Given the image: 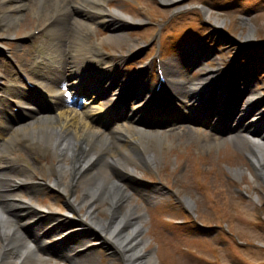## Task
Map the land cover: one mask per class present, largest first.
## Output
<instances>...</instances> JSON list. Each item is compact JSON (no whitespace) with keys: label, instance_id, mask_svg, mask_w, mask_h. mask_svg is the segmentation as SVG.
I'll list each match as a JSON object with an SVG mask.
<instances>
[{"label":"bare ground","instance_id":"obj_1","mask_svg":"<svg viewBox=\"0 0 264 264\" xmlns=\"http://www.w3.org/2000/svg\"><path fill=\"white\" fill-rule=\"evenodd\" d=\"M30 1L33 10L32 16L36 17L40 15L42 20H44V13L47 11L51 10V15L54 11H58V18L49 27V31H52L56 38L61 34H63V37L68 34L72 39L80 40L83 30L79 29L82 26L90 24L84 22L78 17L79 15L90 18L92 22L103 23L109 26V34L105 37V40L114 42L126 41L124 38L125 32L124 29H121L122 25L120 23L124 17L120 16L118 9L107 11L105 0ZM72 1H77V4L72 5ZM23 5L22 0H0V24L3 26L0 30L6 29L10 32V28L15 27L26 18L27 15H23L20 12L23 9ZM39 7L43 8V14H40ZM90 9L95 10V13L94 11H90ZM68 11L70 18L66 19L65 16L68 14ZM72 13H75V16H72ZM248 27L249 29L244 35L245 39L253 37L252 25ZM64 44V42L61 43L60 41L55 43L58 48L62 46V50L64 49ZM84 52L86 53L82 47H74L73 52L69 55V58L72 59L70 63L71 70L73 69L74 71L78 65L73 61L87 65L88 61L85 59L86 55ZM166 71L173 84L175 83L180 88H186L189 97L198 96L202 101L207 96L215 100L220 99L219 102L213 103L212 111L214 115H216L215 111L223 109L222 105L225 101L217 96H215L217 98H214L211 91L212 81L206 84L204 81H198L184 85L175 77V68L166 66ZM252 102L256 105H261L264 101L254 96L246 97L242 106L238 108L237 116L232 117V119L245 122L251 127L260 124L255 123L256 120L264 123L263 109L251 105L244 107L249 105V103L252 104ZM243 112H246V116H242ZM120 131H125L126 136H119ZM110 132L111 135L109 132L106 134L100 133L95 130L86 118L76 116L74 113H63L52 117H34L25 125L15 129L12 135H7L6 142L10 141L12 143L18 141L22 147H26L27 145V150L32 145L29 153L30 156L39 150L40 147L45 152L50 151L53 158H57L58 161L55 166L54 161L47 164L46 178L43 179H47L48 184L58 189L61 194L64 193L72 209L84 210L83 215L88 217L90 228L92 227L94 230L93 234L99 235L96 231H103L115 241L122 264H154L152 251L144 248L146 239L143 236V220H145V217L142 207L138 205L133 196L131 197L132 193L136 194V188H127V180L124 179L123 181V175L119 174L116 168L121 167L122 169H126L129 163H131V167H135L133 165L138 163V161H142V157H138V151L141 148H144L145 152L154 160L155 157L151 153L172 142H169L163 135H157L156 132L139 128L136 124H132L126 129L117 127L116 130ZM17 133L20 134L21 138L15 136ZM3 135L5 134H1V136ZM22 138H27V140H23ZM232 139L256 163L259 158L262 159V165L260 167L254 165V169L264 176V141L254 140L252 133L249 131L233 136ZM208 141L207 139L204 140L201 146L209 149L212 144H216L214 142L209 143ZM33 143H37L38 145ZM50 146L56 147L55 150L46 148ZM4 149L0 142V152L7 154L9 150L6 149V153H4ZM153 160H151L152 165L154 163ZM5 162L2 159V164L5 166L0 168V187H5L7 190L0 192V197L10 196L14 200L9 203L0 201V238L4 240L2 243L5 244L3 246L5 248L4 252H1L4 249L2 246L0 247V264H50L33 254L35 248H33V251L31 250L35 241L40 242L42 236L40 231L46 227H37L36 230L38 232L35 233L34 240L29 236L26 237L22 231L24 230L23 226L25 224L28 225L30 222L28 219H33L36 214L32 211L28 216H24L22 212L30 207L26 201L22 202L20 193L27 190L30 195H33V193L36 194L42 191L45 185H42L41 178H37L34 174L33 176L29 175L26 169L20 170V166L13 165L8 171ZM33 170H36V167ZM37 170L41 175H44L42 170ZM234 173L238 174L240 170H234ZM78 188L80 195L77 194ZM143 191L149 193V197L148 195L144 197L146 201L149 198L152 202H158L160 195H162L160 192H154V196H152L150 195V189H138V193H142ZM30 198L28 197V199ZM184 200L185 202L188 201L186 198ZM190 203L192 201H188L189 205ZM23 204L27 206L22 207ZM74 241L76 246L72 250L83 245L79 243V241L83 240L74 238ZM55 244L57 243L55 242ZM58 251L60 250L57 249V255L60 256L61 252L58 253ZM72 252L74 253L69 254V261L75 264L92 263L91 260L94 256L90 253L89 248L81 253ZM113 254L116 255L114 252ZM118 255L116 256L118 257Z\"/></svg>","mask_w":264,"mask_h":264},{"label":"rangeland","instance_id":"obj_2","mask_svg":"<svg viewBox=\"0 0 264 264\" xmlns=\"http://www.w3.org/2000/svg\"><path fill=\"white\" fill-rule=\"evenodd\" d=\"M166 14H167V12H165V15ZM252 18L254 21V24H252L253 37H257V38L264 37V12H261V13L257 14L255 17H251L250 19H252ZM238 27L240 28L239 32L242 34L247 33V30L249 29L248 26L241 24V21H240V24L238 25ZM26 28H29V27H26ZM227 28H228V30H230V32H234L233 25H228ZM125 48H127V47H125ZM187 145H188V141L185 143L179 144L178 147L177 146L175 147V151L172 152V154L170 156H173V155L175 156V155L180 154L181 152L179 153V150L183 151ZM223 146H225L226 150L228 149V143H225ZM184 154L185 153L183 152V155ZM183 155H181L180 157H179V155L177 156V164H178V158L183 159L182 158ZM171 160H172V158H171ZM247 162L244 160H241V162L239 163V164L242 163L241 166L243 164L246 165V166L241 167L244 171L243 176H242L243 181L247 185L248 190L253 192L254 195H256V194L260 195V193L263 191L264 183L258 181V176L253 172V169L250 166L249 162L248 163ZM184 166H185V164H184V162H182L180 164V167H179L177 173H175V174L173 172L169 173L170 169H172L174 167L173 161H172V164L170 165L169 168L166 166V168L168 169L166 177L170 176L169 183L174 185V187H173L174 190H172L173 193L176 194L175 188L178 189L181 187L180 193L178 194L179 196L191 197L190 198L191 201L198 203L199 200L197 201V198L199 197V195L197 193V190H195L193 184L191 183L192 182L191 180L189 181L190 185L188 184L187 181L189 179V173H188V175H184L183 172L186 169ZM229 168H231V167H229ZM220 169H221L220 175H223V174L228 175V173L221 166H220ZM230 171H231V169H229V172ZM249 172L252 175L251 177L249 176ZM229 174L231 175V172ZM185 179H186V182L181 183L182 180H185ZM226 179H227L228 183H229V180H232L231 178H229V176ZM227 191L228 192L231 191L230 186L227 189ZM213 202H214V200H211L209 203H213ZM198 206L201 207V205H198ZM254 206L255 205L244 207L246 209V212L250 211V209L252 210V215H251L252 218L248 217V219H246V215L233 213L232 211H228L225 209H222V210L224 212H231V214H228V215H234V218L242 217L241 223L246 225V226L250 225V226L255 227V228H264V220L262 218H260L259 216H257V213L255 212V209H254L255 208ZM163 210L165 212H170L171 210H172L171 212H174V213L177 212V210L175 208L171 209L170 211L168 210V208H164ZM193 210L196 213L195 205L193 206ZM200 211H201V209L198 210L197 212H200ZM260 211H264V209H262V210L260 209ZM104 215H105V213H104ZM104 215H102V216H104ZM200 217L205 218L206 220H204V221L211 223V224H214L212 222L217 221L216 214L211 212V211H205L204 210V212L201 213ZM220 220H221V225L220 224L215 225L217 232H220V231L223 232L222 238L219 239L218 241L221 244L227 245L228 247H230L233 250H236V248L238 250V248L240 247V249L238 251H239L241 256H244V258L241 259V258H238L237 256L235 258V256H233L231 254V252H229V251H224V253L219 254L215 248L214 249L212 248L211 249L212 258H210L207 261L211 264L217 263L218 262V255H220V258H221V261L223 262V264H241L240 263L241 261L246 262L247 264H264V251H262V250L260 251L258 249L253 250V247L243 248L240 245V244H243L245 246H250V245L257 246L256 244H259V245L264 244V241L258 240V239L264 240V232L254 230V231H249L250 232L249 233L247 231V229L244 227L233 226L227 217L222 216L220 218ZM237 224H239V223H237ZM171 228L174 230V235L176 236V238L183 239V240H188V238H189L190 242H192V232H191V229L189 228V225H183V226L172 225ZM145 231H144V235L147 233ZM196 231L198 233H202V231L199 229H197ZM252 233L257 234V236H259V238L258 239L254 238L255 235H253ZM249 238H251V239H249ZM263 247H260V248H263ZM149 248L153 249V248H151V246L150 247L148 245L145 246L146 250H148ZM98 250H100V249H98ZM101 252L103 253L102 257H105L103 263H105V262L107 263L108 260L112 259L111 257L105 256V254H104L105 251H101ZM154 256H155V261H156L155 264H161V262L164 264H171L168 261V259L162 257V255H159V257H158V251L157 250L154 251ZM194 256L201 258L197 254H194ZM194 256H190L189 254H187V255L186 254H180L178 256H175V259L178 261V263H174V264H192L191 260L194 258ZM204 260H206V259H204ZM115 262H117V260H115ZM197 262L200 264H208V263L202 262L201 260H198ZM197 262L194 261V264H197Z\"/></svg>","mask_w":264,"mask_h":264}]
</instances>
